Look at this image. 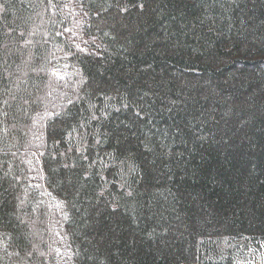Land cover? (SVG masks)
Instances as JSON below:
<instances>
[{
	"label": "trees",
	"instance_id": "16d2710c",
	"mask_svg": "<svg viewBox=\"0 0 264 264\" xmlns=\"http://www.w3.org/2000/svg\"><path fill=\"white\" fill-rule=\"evenodd\" d=\"M0 264H264V0H0Z\"/></svg>",
	"mask_w": 264,
	"mask_h": 264
}]
</instances>
